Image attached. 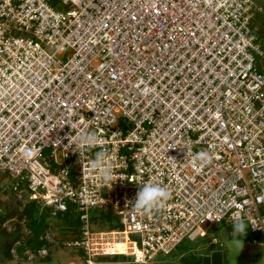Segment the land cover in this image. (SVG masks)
<instances>
[{
  "label": "built area",
  "instance_id": "2783aa9c",
  "mask_svg": "<svg viewBox=\"0 0 264 264\" xmlns=\"http://www.w3.org/2000/svg\"><path fill=\"white\" fill-rule=\"evenodd\" d=\"M261 11L255 0H0V172L52 215L77 214L69 245L85 264L119 243L130 264H153L241 220L264 248ZM87 135L96 143L78 154ZM101 150L111 188L91 168ZM201 151L210 164L194 163ZM146 182L171 198L134 217L126 200ZM93 211L119 228H95Z\"/></svg>",
  "mask_w": 264,
  "mask_h": 264
},
{
  "label": "rangeland",
  "instance_id": "374dc122",
  "mask_svg": "<svg viewBox=\"0 0 264 264\" xmlns=\"http://www.w3.org/2000/svg\"><path fill=\"white\" fill-rule=\"evenodd\" d=\"M255 3L262 7V11L255 13L254 16L264 20V2L255 0ZM257 62L259 71L264 74V56L261 60L257 59ZM57 157L59 158V155ZM13 187L14 182L0 172V264H85L80 252L69 245L73 234L69 232L70 230L67 231L59 217H54L51 213L46 216L47 229L44 232L47 247L34 255L28 251L20 257L17 255L15 248L23 243L27 235L25 222L21 217L27 194L24 192L23 184L18 188L14 187L15 189ZM19 189H23L24 193ZM37 206L40 208L39 205ZM263 211L261 214L264 215ZM66 218L73 223L77 214L71 210ZM74 230H77V226ZM129 239L136 240L137 237L131 235ZM211 240H214L215 244H212ZM7 250L10 260H6ZM213 252L221 254V264H264L263 247L258 243L251 245L245 233L228 232L222 223L210 226L202 238L182 241L168 256L157 255L153 259V264H187L184 260L188 255L194 258L207 255L210 259V254ZM113 254L122 256L120 250L113 249ZM181 255L182 258L179 259ZM112 257H98L93 263L130 264L129 258Z\"/></svg>",
  "mask_w": 264,
  "mask_h": 264
},
{
  "label": "trees",
  "instance_id": "16d2710c",
  "mask_svg": "<svg viewBox=\"0 0 264 264\" xmlns=\"http://www.w3.org/2000/svg\"><path fill=\"white\" fill-rule=\"evenodd\" d=\"M24 199L27 200L26 197ZM37 205H39L40 208H38ZM70 211L71 209L68 208L65 212H57L53 216L60 218V222H62V224H65L64 226H66L67 231L70 230L69 232L73 234L74 238V235L76 234L74 227L78 226V219L75 218L74 222L71 223L68 218H66L68 215H70ZM50 213V208L43 207L36 201H26L21 211V217H23L24 219L27 235L25 236L23 243L15 248V251L19 257L22 256L26 251L34 255L37 254L43 248L47 247V242L44 239V232L45 229H47L46 216H49ZM89 221L97 229L105 228L110 230L119 228L117 221L114 217L111 216L109 211H93L89 214ZM225 229L228 232H232L234 231V225L225 226ZM245 237L250 243L254 239L258 244L261 242V237L259 235L251 234L247 229L245 230ZM8 250L6 251V260H10ZM112 258L122 259L125 257L113 256ZM189 259H193L194 264H210L209 257L207 255L197 258L188 255L185 257L184 261H186L187 263Z\"/></svg>",
  "mask_w": 264,
  "mask_h": 264
},
{
  "label": "clouds",
  "instance_id": "9594fccd",
  "mask_svg": "<svg viewBox=\"0 0 264 264\" xmlns=\"http://www.w3.org/2000/svg\"><path fill=\"white\" fill-rule=\"evenodd\" d=\"M147 91V89H145ZM96 143V138L92 135L82 137V141L76 147L74 151L81 153L86 147H91ZM217 159L219 157H216ZM213 156L205 151H201L196 154L195 161L200 162V166H205L212 162ZM91 168L98 172L101 179L112 187L111 181L115 179L111 163H109V156L106 151L101 150L96 152L95 159L92 161ZM171 198V193L163 186L146 182L139 186V191L136 193L134 200H126V205H130L129 209L135 217L136 214L143 213L148 214L153 210L162 209L166 202ZM209 219L215 222V217H209ZM142 225L140 223L135 224V229L140 230ZM246 230V224L241 220L234 225V231L237 234H244Z\"/></svg>",
  "mask_w": 264,
  "mask_h": 264
},
{
  "label": "crops",
  "instance_id": "0c3cea01",
  "mask_svg": "<svg viewBox=\"0 0 264 264\" xmlns=\"http://www.w3.org/2000/svg\"><path fill=\"white\" fill-rule=\"evenodd\" d=\"M255 20H256V22H255L254 31H255V34H256V37H257V43L262 48V56L255 59V65H256V67L258 69L257 59L261 60L263 58V56H264V20L262 18H256V17H255ZM211 243H212V240H211ZM220 256H221V254H220ZM181 258H182V255L179 257V259H181Z\"/></svg>",
  "mask_w": 264,
  "mask_h": 264
},
{
  "label": "water",
  "instance_id": "95a60500",
  "mask_svg": "<svg viewBox=\"0 0 264 264\" xmlns=\"http://www.w3.org/2000/svg\"><path fill=\"white\" fill-rule=\"evenodd\" d=\"M210 264H221V256L220 253L218 252H213L210 254V259H209ZM187 264H194L193 259H189L187 261Z\"/></svg>",
  "mask_w": 264,
  "mask_h": 264
},
{
  "label": "bare ground",
  "instance_id": "6f19581e",
  "mask_svg": "<svg viewBox=\"0 0 264 264\" xmlns=\"http://www.w3.org/2000/svg\"><path fill=\"white\" fill-rule=\"evenodd\" d=\"M114 249L115 250H120L121 255H124L125 254V251H124L125 246L122 243H119V244L114 245Z\"/></svg>",
  "mask_w": 264,
  "mask_h": 264
}]
</instances>
